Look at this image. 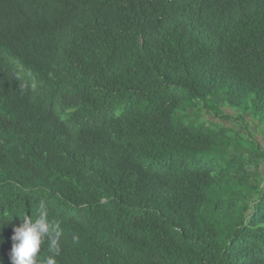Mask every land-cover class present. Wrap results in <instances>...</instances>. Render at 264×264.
<instances>
[{
	"label": "trees",
	"instance_id": "trees-1",
	"mask_svg": "<svg viewBox=\"0 0 264 264\" xmlns=\"http://www.w3.org/2000/svg\"><path fill=\"white\" fill-rule=\"evenodd\" d=\"M251 120L264 0H0V264L41 202L57 264H264Z\"/></svg>",
	"mask_w": 264,
	"mask_h": 264
},
{
	"label": "clouds",
	"instance_id": "clouds-1",
	"mask_svg": "<svg viewBox=\"0 0 264 264\" xmlns=\"http://www.w3.org/2000/svg\"><path fill=\"white\" fill-rule=\"evenodd\" d=\"M62 234L59 224L48 221L43 202L37 218L33 221L29 216L21 221L19 226L13 228L10 251L11 264H37L41 245L47 239L50 255L42 264H57L56 256L60 254L59 237ZM3 243V241H0Z\"/></svg>",
	"mask_w": 264,
	"mask_h": 264
},
{
	"label": "rangeland",
	"instance_id": "rangeland-1",
	"mask_svg": "<svg viewBox=\"0 0 264 264\" xmlns=\"http://www.w3.org/2000/svg\"><path fill=\"white\" fill-rule=\"evenodd\" d=\"M204 120H207L208 117H204L203 118ZM220 120V119H219ZM221 121V120H220ZM219 122V121H218ZM227 125L229 127H235V128H239L240 125H238L235 121H230L229 123H227ZM257 125V122L255 121H250L249 123V131L252 133V136L255 137V140L258 141V142H262V144L264 145V133H263V130H261L260 132L257 130L258 128L256 127ZM246 158H248V155H246ZM250 172H253V167H248L247 168Z\"/></svg>",
	"mask_w": 264,
	"mask_h": 264
}]
</instances>
